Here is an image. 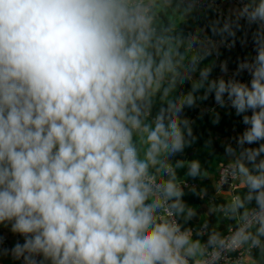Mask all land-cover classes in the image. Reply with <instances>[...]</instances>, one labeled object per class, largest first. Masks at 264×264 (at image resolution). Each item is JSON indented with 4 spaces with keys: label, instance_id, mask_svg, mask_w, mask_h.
I'll use <instances>...</instances> for the list:
<instances>
[{
    "label": "clouds",
    "instance_id": "1",
    "mask_svg": "<svg viewBox=\"0 0 264 264\" xmlns=\"http://www.w3.org/2000/svg\"><path fill=\"white\" fill-rule=\"evenodd\" d=\"M168 3L0 0V227L22 239L8 248L0 236V257L19 264H208L244 243L262 245L264 0H249L220 30L222 39L235 37L233 23L255 24L256 55L230 76L226 62L216 78L214 64L199 68L195 80L215 45L186 57L195 42L181 52L154 24L156 9ZM185 59L190 71L182 75ZM189 81L186 93L173 95ZM157 94L163 103L153 114ZM209 94L246 126L236 147L226 148L246 191L221 206L229 218L239 216L237 228L202 240L203 232L179 219L195 212L177 176L186 162L174 158L195 140L185 109ZM187 166L188 177L201 174L199 161Z\"/></svg>",
    "mask_w": 264,
    "mask_h": 264
},
{
    "label": "trees",
    "instance_id": "2",
    "mask_svg": "<svg viewBox=\"0 0 264 264\" xmlns=\"http://www.w3.org/2000/svg\"><path fill=\"white\" fill-rule=\"evenodd\" d=\"M203 1L207 2L208 0ZM226 1L224 0V2ZM159 2L160 0H158ZM224 2L222 5L220 3V9H218L216 6L201 5L196 0H170L167 5L156 9L157 15L154 24L159 32L173 37V43L180 46L181 52H185V48L191 43L189 39L191 34L201 33L207 37L220 38V30L225 23L229 22V18L231 17L232 21H235L234 13L228 11V8L223 5ZM248 2L249 0H247ZM239 24L240 27L236 28L235 23H233L235 37H228L226 33L224 34V44L217 48V58L212 54L200 62L197 71L192 74L193 80L198 79L199 68L204 66L214 64L211 76L216 78L224 75L220 71L219 65L221 63L226 62L228 72L232 74L239 61L245 58L250 59L252 55H256L253 33L257 26L255 24L249 26L244 20H240ZM233 40V46L229 47V43ZM202 51V47L197 46L193 50L185 52V55L190 58L193 53L197 54ZM188 63L189 60L185 59L184 67L180 68L182 75L190 71ZM240 79L247 81L249 77L244 74ZM190 86L191 81L183 85L178 84L173 95L186 93ZM199 94H203V89ZM162 103L163 101L157 94L152 109L153 114ZM211 109H215V112L210 111ZM201 110H203V115H201ZM217 114L219 115V122L213 123ZM185 115L193 122L191 128L195 140L185 148L181 156L174 158V160L180 159L186 162L183 167L177 169V176L191 184V186H184L183 200L186 206L195 212V216L187 221L183 217L179 219L185 227L199 228L205 226L206 233L201 236L202 240H206L207 234L210 232H218L223 236L230 226L239 222V216L235 220L229 218L221 206L230 203L235 195L242 196L246 190L239 185L231 191V195L218 194L209 174L219 161H226L230 156L226 153V148L229 146L236 147L235 140L228 142V139L234 129H240L243 125L242 117L237 116L232 109L221 108L216 105L213 94H209L207 100L198 102V107L185 109ZM192 160L199 161L201 167V174L195 178L186 175L188 171L187 162ZM18 239L22 242L20 237L15 236L11 244L13 245ZM261 239V246L251 247L250 264H264V238ZM244 244L250 246V242Z\"/></svg>",
    "mask_w": 264,
    "mask_h": 264
},
{
    "label": "built area",
    "instance_id": "3",
    "mask_svg": "<svg viewBox=\"0 0 264 264\" xmlns=\"http://www.w3.org/2000/svg\"><path fill=\"white\" fill-rule=\"evenodd\" d=\"M223 1L224 0H208L207 2H205L203 0H196V2H199L201 5L216 6V8L218 9H220V3ZM231 1L237 5L238 9H240L247 3V0H231ZM189 39L191 40V42H195L196 47L201 46L203 50L205 47L212 48V46L215 45V48L212 49V54L214 55L215 58H217L218 56L217 48L220 45L224 44V40L221 37L211 38L204 36L201 33L191 34L189 36ZM251 57H254V55H252ZM227 74L229 76L231 75L229 72ZM245 127L246 126L243 124L240 129H234L230 135L229 142L234 141L235 138L243 131ZM233 168H234L233 163L230 162L219 163L218 172H217V188L219 191H221L223 188L226 187L228 190L233 191V189L238 186L239 174L235 173L233 171ZM188 185L191 186L189 182H186V186ZM239 223H240V219L236 225L230 226L228 230L223 234V236L230 235V233L237 228ZM191 228L193 232L199 230L203 232V235L206 233L205 226H201L199 228H193V227ZM0 236L4 237L3 247L10 248L12 244L8 236L2 233H0ZM251 247H252L251 245L247 246L245 244H242L239 248L235 250H225L221 253L220 258L218 260L216 261L208 260V264H250ZM209 253H211V249H209ZM8 259L10 261V264H19L18 261H13L10 257H8Z\"/></svg>",
    "mask_w": 264,
    "mask_h": 264
},
{
    "label": "crops",
    "instance_id": "4",
    "mask_svg": "<svg viewBox=\"0 0 264 264\" xmlns=\"http://www.w3.org/2000/svg\"><path fill=\"white\" fill-rule=\"evenodd\" d=\"M222 3H221V5H222ZM223 5H225L228 8V11L229 12H233L234 13L236 10H238L237 5L235 3H233L231 0H227L226 2H224ZM228 142H229V139H228ZM222 162H230V163H233V164L235 163L234 157L229 156L226 161H219L218 164L212 168V170L210 171V174L209 175H210L211 179L214 182L215 189H216V193H218V194H229V195H231V191L230 190H228L226 188H223L221 191H219L218 188H217L218 165H219V163H222ZM241 179L242 178L239 176V178H238V186L241 185ZM0 233L7 235L11 243L14 241L15 236H16V235H13L8 230V228H6V227H0ZM4 258H5V262L2 263V264H10V261H9L8 257L5 256Z\"/></svg>",
    "mask_w": 264,
    "mask_h": 264
},
{
    "label": "rangeland",
    "instance_id": "5",
    "mask_svg": "<svg viewBox=\"0 0 264 264\" xmlns=\"http://www.w3.org/2000/svg\"><path fill=\"white\" fill-rule=\"evenodd\" d=\"M224 2V1H223ZM222 3V2H221ZM166 10L170 13V10L166 7ZM192 43V42H191ZM195 48H196V46H195ZM193 55H195L194 53H193ZM5 262V258L4 257H0V264H2V263H4Z\"/></svg>",
    "mask_w": 264,
    "mask_h": 264
}]
</instances>
